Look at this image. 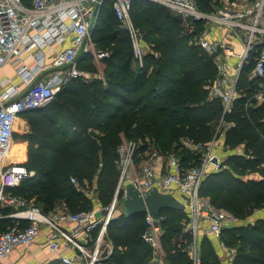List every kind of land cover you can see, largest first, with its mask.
<instances>
[{"label":"trees","instance_id":"trees-1","mask_svg":"<svg viewBox=\"0 0 264 264\" xmlns=\"http://www.w3.org/2000/svg\"><path fill=\"white\" fill-rule=\"evenodd\" d=\"M195 1L199 10L213 12L203 9L212 8L211 0ZM151 2L159 8L147 6ZM130 14L137 27L148 26V33L158 36L146 38L143 64H135L131 36L106 3L92 40L96 50L109 54L100 59L101 67L91 53L80 61L81 68L98 70L103 78L90 82L71 79L49 103L25 112L29 133L15 134V139L28 142L23 165L34 175L6 191L33 202L45 213L62 200L72 211L90 209L88 195L75 188L71 176L83 186L95 179L102 199L110 201L119 178L118 147L123 138L141 137L145 141L149 136L155 146L164 152L176 151L183 164L190 166L198 161L189 151L179 150V140L187 137L206 142L214 135L223 107L219 99L209 98L206 88L216 78L217 66L196 43L204 21H194L187 29L179 16L151 0H132ZM157 27L162 29L158 33ZM252 68V64L243 68L238 82L241 95L225 117L235 122L225 136L229 154L222 168L211 172L200 186L201 195L237 219L223 228L220 236L227 248L235 249L231 264H264V218L249 220L264 209V101L256 106L252 97L260 82L248 78ZM251 97L252 105L246 106ZM241 145L252 157L236 153ZM144 149L143 144L138 151ZM12 210L0 206V233L16 223V219L4 216ZM161 212L167 217L165 262L193 264L184 250L192 242L182 222L185 210ZM143 217L122 213L111 220L106 239L112 242L113 250L103 264H152L151 248L140 237L145 227ZM27 223L22 221L21 225ZM178 233L180 238L174 240ZM200 250L201 264H224L206 237L200 242Z\"/></svg>","mask_w":264,"mask_h":264},{"label":"built area","instance_id":"built-area-1","mask_svg":"<svg viewBox=\"0 0 264 264\" xmlns=\"http://www.w3.org/2000/svg\"><path fill=\"white\" fill-rule=\"evenodd\" d=\"M151 1L170 9L187 29L194 21H204L196 43L213 58L218 69L216 78L206 86L209 98L219 99L223 107L216 132L206 142L187 137L179 140V150L189 151L198 161L190 166L183 164L176 151L164 152L151 146L148 138L143 142L123 138L118 147L119 178L109 203H97L80 211H72L63 203L45 213L33 202L6 191L34 175L22 164L1 165L11 150L19 115L49 103L71 79H86L89 73L80 67L85 54L92 53L97 64L109 54L96 50L92 40L106 3L131 36L136 65L143 64L146 47L130 14L132 0H0V73L8 64L14 73L0 78V206L13 208L4 216L17 220L0 233V264L15 248L30 247L45 232L47 247L56 255L58 264L101 263L113 250L112 242L106 241L107 230L113 218L125 213L119 212V208L124 209L128 183L141 192L156 187L161 193L175 195L185 205L189 222L184 231L192 232V242L185 249L193 264H201V228L219 239L224 225L237 221L227 210L201 195L200 186L211 172L223 166L226 156H222L221 148L229 151L224 138L235 122L225 117L241 95L238 82L246 65H253L248 78L260 80L252 96L256 106L264 101V0H228L211 13L199 10L195 0ZM216 28L224 29L229 40L212 39ZM230 40H235L237 47ZM58 47L62 49L57 50ZM252 97L246 106L252 105ZM143 144L145 149L138 151ZM236 153L252 157L242 149ZM70 182L89 195L87 184L81 185L75 176L70 177ZM166 218L162 212L144 214L145 227L140 236L150 246L153 260L159 263L165 260ZM22 221L28 223L23 226Z\"/></svg>","mask_w":264,"mask_h":264},{"label":"crops","instance_id":"crops-1","mask_svg":"<svg viewBox=\"0 0 264 264\" xmlns=\"http://www.w3.org/2000/svg\"><path fill=\"white\" fill-rule=\"evenodd\" d=\"M211 37H212V39L226 38L227 40H229L227 37L226 31L224 29H220V28H216L212 32ZM230 41L235 46L237 45V42L235 40H230ZM61 49H62V47L57 48V50H61ZM94 62H95V60H94ZM95 64H97V63L95 62ZM97 66L101 67L100 61L97 64ZM95 77L96 78H103L102 74L100 77L99 76H95ZM25 112H23L19 115V117L16 121V124H15V127H14L13 148H16L19 151V156H20L21 160L20 161L4 162V163L1 162V165H8V164H22L23 165L27 161L28 142L25 140H22V139H15V134L24 135V134H27L31 131L29 120L25 116ZM243 146L244 145H241L240 147L237 148V150L242 149L244 151ZM1 207L3 208L4 206H1ZM0 215H2L1 212H0ZM257 218H264V209L263 210H257L251 217H249V220L254 221ZM45 233L38 236L30 247L25 248V247L19 246V247L15 248L4 259L2 264H58L56 255L51 253L47 247V239H46ZM204 233H208V232H206V229L204 230V232L201 231V233L198 236V241L202 239ZM208 235H211V234L208 233ZM214 242H215V245H214L215 249H217L219 254H221L220 256H222V254L225 253L224 252L225 250H223L222 247H224L225 245L223 246L220 238L219 239L215 238ZM185 248H187V247L185 246ZM184 250H186V249H184ZM232 250H234V249L226 248V251H228V254H230V252H232ZM187 254H188V252H187ZM152 256L153 255H151L150 263H152V264H167L165 262V260L163 263H159L156 260H153L154 258H152ZM230 256H233V253H231ZM232 258H234V257H232ZM225 262H226V264H231L232 260L228 259Z\"/></svg>","mask_w":264,"mask_h":264},{"label":"rangeland","instance_id":"rangeland-1","mask_svg":"<svg viewBox=\"0 0 264 264\" xmlns=\"http://www.w3.org/2000/svg\"><path fill=\"white\" fill-rule=\"evenodd\" d=\"M228 0H211L210 1V3H209V5L210 6H212V8H207V7H202L203 9H205L206 11H212V9H213V11H215V10H217L218 8H220V7H222L226 2H227ZM160 5V4H159ZM147 6H149V7H152V9H157V8H159L156 4H154V3H147ZM163 6V5H162ZM165 7V6H164ZM165 8H167V7H165ZM168 9V8H167ZM172 14H173V12L170 10V9H168ZM138 29H139V31H140V33H141V35H142V40H143V44L145 45V47L147 48L148 47V43H147V41H146V38L147 39H150V40H152V39H154V38H157L158 36L156 35V34H149L148 33V30H149V27L148 26H144V27H138ZM160 30H162L161 28H156V33H158ZM189 66V65H188ZM91 70H93V68H90ZM88 71V70H87ZM89 72V71H88ZM101 72L99 71L98 72V70H97V72H89V75H88V77L86 78V79H84V80H86L87 82H90V81H92L94 78H96L95 76H101V74H100ZM6 75H9V76H13L14 75V73H13V67L12 66H10L9 64L8 65H6L5 67H4V70L0 73V78H2V77H4V76H6ZM220 121V117L218 118V120H217V123ZM218 125V124H217ZM217 125H216V128H217ZM216 128H215V132H216ZM215 132H214V134H215ZM98 135L99 133L98 132H95V135ZM214 136V135H213ZM148 138H150L149 139V144L151 145V146H155V144H156V142H155V140L153 139V138H151V137H149L148 136ZM126 140H133V141H144V138H141V137H138V139L137 138H125ZM163 141H164V139H162ZM161 140V142H163ZM224 142H225V138H224ZM169 146V148H170V145H167L166 147H168ZM226 148H228L227 146H225ZM221 151H223V153H222V156H227L228 154H229V151H225V150H223V148H221ZM10 160V161H9ZM21 159H20V156H19V151L16 149V148H12V151L10 152V154L4 159V162H11V161H20ZM222 168V167H221ZM220 168V169H221ZM118 170H119V168H118ZM87 183V185L89 186V189H90V193H89V195H88V198H89V206L88 207H90V208H92L95 204H97V203H100V204H107V203H109V201L107 202V201H105V200H103L102 199V197H101V192H100V189H99V186L97 185V181L95 180V179H93L92 181H90V182H86ZM91 190H92V192H91ZM63 203H64V201L62 200V201H58L57 203H56V208L57 207H60V206H62L63 205ZM124 211V209H122L121 207L119 208V212H123ZM143 219H144V217H143ZM182 222L183 223H185V224H187L188 222H189V220H188V218H187V212L185 211V213H184V218H183V220H182ZM234 224V222H231V221H228L225 225H224V227L223 228H225V227H229V226H232ZM204 228H201V230L200 231H203L204 232ZM142 232H143V230H142ZM141 232V233H142ZM186 232H188V233H190V236H192V232L190 231V230H187ZM165 234V233H164ZM180 234L181 233H178V235H176L175 237H174V240H177V239H179L180 238ZM140 236H141V234H140ZM166 237H167V234H166V236L164 235V239H166ZM204 237H206L207 239H208V241H210L213 245H215V237H213V236H211V235H208V233H204V235H203V237H202V239L204 238ZM201 239V240H202ZM201 240H199V242H198V244H199V246H200V242H201ZM221 240V239H220ZM106 241H107V239H106ZM222 242V241H221ZM189 244V243H188ZM222 244H223V242H222ZM223 246H224V244H223ZM107 246L105 245L104 247H102V250H104L105 248H106ZM185 248V247H184ZM223 248V250H225L224 252V254H222V256H220L221 254H219V252H218V250L216 249V251L218 252V255H219V258H220V260L224 263V264H226V260H228V259H230V260H233V258L232 257H234V255H235V249L234 250H232V252H230V254H228V251H226V248L227 247H222ZM231 253H233V256H230L231 255ZM200 255H201V250H200ZM190 257V256H189ZM232 258V259H231ZM193 263V262H192ZM97 264H103L102 263V261H101V263L99 262V263H97ZM104 264H107V263H104Z\"/></svg>","mask_w":264,"mask_h":264},{"label":"water","instance_id":"water-1","mask_svg":"<svg viewBox=\"0 0 264 264\" xmlns=\"http://www.w3.org/2000/svg\"><path fill=\"white\" fill-rule=\"evenodd\" d=\"M123 206L125 214L128 217L146 213L158 215L163 210H185V205L175 195L171 193H161L156 187L141 192L132 183L126 185ZM99 214L100 213L97 212L96 215L99 216ZM5 218L13 217L10 216Z\"/></svg>","mask_w":264,"mask_h":264},{"label":"bare ground","instance_id":"bare-ground-1","mask_svg":"<svg viewBox=\"0 0 264 264\" xmlns=\"http://www.w3.org/2000/svg\"><path fill=\"white\" fill-rule=\"evenodd\" d=\"M12 148H13V144H12L11 150L9 151L8 155H9L10 152L12 151ZM8 155H7V156H8ZM7 156H6V157H7ZM6 157H5V158H6ZM2 162L4 163V159L2 160Z\"/></svg>","mask_w":264,"mask_h":264}]
</instances>
